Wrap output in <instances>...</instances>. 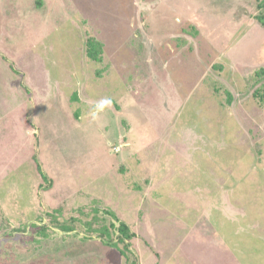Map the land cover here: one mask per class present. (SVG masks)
<instances>
[{"label":"rangeland","instance_id":"374dc122","mask_svg":"<svg viewBox=\"0 0 264 264\" xmlns=\"http://www.w3.org/2000/svg\"><path fill=\"white\" fill-rule=\"evenodd\" d=\"M261 1L0 0V264H264Z\"/></svg>","mask_w":264,"mask_h":264},{"label":"trees","instance_id":"16d2710c","mask_svg":"<svg viewBox=\"0 0 264 264\" xmlns=\"http://www.w3.org/2000/svg\"><path fill=\"white\" fill-rule=\"evenodd\" d=\"M258 10L262 11L259 12L256 15V20L258 22V24L264 29V0L261 1L258 4ZM255 76L257 77H261L264 80V67H261L260 69H258L255 73ZM264 85V84H263ZM260 97L263 99L262 101L264 102V94H260ZM40 175L42 178L46 179L45 175L42 173L41 169L39 168V166L37 167ZM114 215L112 214V217ZM115 217V216H114ZM113 217V218H114ZM52 224L56 227H59L61 230L63 231H72L74 228H70L69 226L60 223L57 218H55V220L52 222ZM88 228L90 227V224H87ZM115 226L114 224H110L109 226H106V228L102 229V230H96V233L100 235V239L103 243L105 244H112L113 247L118 248L119 245H122L123 247V252H127L128 253V246H129V242L132 239V235H129L128 232V228H126V226L124 224H121L117 230H115ZM115 231L118 232V234L115 233ZM44 235H46L45 233H43ZM128 242V243H127ZM119 250V248H118Z\"/></svg>","mask_w":264,"mask_h":264},{"label":"clouds","instance_id":"9594fccd","mask_svg":"<svg viewBox=\"0 0 264 264\" xmlns=\"http://www.w3.org/2000/svg\"><path fill=\"white\" fill-rule=\"evenodd\" d=\"M110 103H111L110 100L105 99L99 105H97L96 107L99 108V109H102L104 106L109 105ZM91 116H92L93 119L97 118V111L95 109L91 112Z\"/></svg>","mask_w":264,"mask_h":264}]
</instances>
